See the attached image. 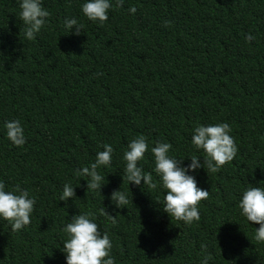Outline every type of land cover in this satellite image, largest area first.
<instances>
[{
	"label": "trees",
	"instance_id": "trees-1",
	"mask_svg": "<svg viewBox=\"0 0 264 264\" xmlns=\"http://www.w3.org/2000/svg\"><path fill=\"white\" fill-rule=\"evenodd\" d=\"M83 2L43 0L47 24L28 41L18 0H0V180L36 198L26 228L12 232L0 220V264H65L62 228L82 212L96 214L116 264H199L202 243L211 264H264V243L253 239L259 225L238 208L241 190L264 181V0H123L103 23L82 15ZM66 16L83 25L79 35L63 30ZM12 119L25 130L22 146L4 135ZM218 122L230 125L237 153L216 173H195L209 192L198 222L170 219L156 202L159 188L122 182L132 138L168 142L178 157L202 155L192 129ZM104 143L114 148L101 169L106 184L101 194L85 191L75 169ZM140 164L152 171L149 152ZM66 181L77 198L65 208ZM120 186L129 203L115 209L108 197ZM103 206L114 222L98 212Z\"/></svg>",
	"mask_w": 264,
	"mask_h": 264
},
{
	"label": "clouds",
	"instance_id": "clouds-1",
	"mask_svg": "<svg viewBox=\"0 0 264 264\" xmlns=\"http://www.w3.org/2000/svg\"><path fill=\"white\" fill-rule=\"evenodd\" d=\"M122 4L123 0H84L80 10L88 21L103 23L108 19L109 10L119 8ZM18 7V16L24 25V38L32 41L47 24L50 13L43 7V0H18ZM127 11L134 14L136 8L130 6ZM62 27L67 34L73 35H79L83 29V25L70 16L64 18ZM244 39L247 43L255 37L249 33ZM3 130L12 145L25 144V130L20 120L4 121ZM230 133L231 128L227 122L197 124L192 129L190 143L194 151L202 152V155L193 154L187 157L172 155V146L168 142L156 141L154 146H150L144 135H138L129 140L123 150L122 182L127 181L128 189L129 185L146 186L153 190L159 188L163 199L156 202L170 219L185 225L198 222L199 202L206 200L209 192L197 186L195 173L200 169H207V173H216L234 159L237 147ZM102 148V151L96 152L94 161L75 169V175L85 182V191L101 194V189L106 184L103 182L105 176L101 174V169L111 166L114 148L109 143H104ZM146 152L152 157L151 172L144 171L140 164ZM185 159L188 160L187 164L184 163ZM153 173L157 177L156 182L153 180ZM249 185L241 190L239 215L248 223L259 225L255 228L253 239L264 243V181ZM75 188L71 181L63 184L59 201L64 202L65 208L68 207L69 199L74 204L77 198ZM108 200L115 209L124 208L129 203L128 193L121 190V186L111 192ZM35 203L36 198L28 189L17 185L9 190L4 181L0 180V220L7 222L12 232L20 231L31 223ZM98 212L114 222V217L106 212L105 206L98 209ZM95 215L93 212L77 213L63 225L62 231L66 238L60 250L64 254L65 264H116L112 255V242L107 232L101 233L99 230ZM200 248L199 264H211L214 257L208 246L202 243Z\"/></svg>",
	"mask_w": 264,
	"mask_h": 264
}]
</instances>
